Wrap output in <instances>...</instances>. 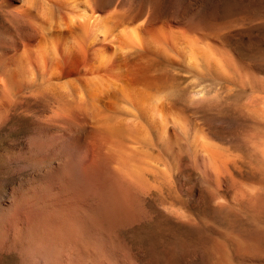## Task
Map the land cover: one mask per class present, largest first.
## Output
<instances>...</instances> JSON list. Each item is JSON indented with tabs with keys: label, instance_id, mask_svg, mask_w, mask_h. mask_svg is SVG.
I'll list each match as a JSON object with an SVG mask.
<instances>
[{
	"label": "rangeland",
	"instance_id": "1",
	"mask_svg": "<svg viewBox=\"0 0 264 264\" xmlns=\"http://www.w3.org/2000/svg\"><path fill=\"white\" fill-rule=\"evenodd\" d=\"M67 2L0 0V60L21 53L22 45L30 59L18 75L0 64V105H16L0 111V264H264V0H75L79 8L101 5V17L111 12L112 32L118 19L130 21L143 46L106 56L87 44L65 65L60 34L68 31ZM149 26L152 37L142 31ZM66 43L75 40L69 36ZM181 44L209 59L199 54L189 63ZM139 56L163 83L136 82V73L119 64ZM211 58L220 70L212 69ZM52 60L58 71L50 69ZM149 99H158L162 112L156 107L155 119L162 125L150 133L153 172L131 194V207L113 217L99 208L76 209L82 217L75 209L52 211L44 222L27 210L19 221L43 170L36 158L57 134L45 119L47 105H144Z\"/></svg>",
	"mask_w": 264,
	"mask_h": 264
},
{
	"label": "bare ground",
	"instance_id": "2",
	"mask_svg": "<svg viewBox=\"0 0 264 264\" xmlns=\"http://www.w3.org/2000/svg\"><path fill=\"white\" fill-rule=\"evenodd\" d=\"M53 1H56V0H53ZM63 1L67 2L68 0H63ZM49 2H50V0H48V3H46V4L47 5L50 4ZM67 3H68V7L70 8V11H69V14H68L65 22H64V27H66L65 29L68 31H66V32L63 31L60 34L61 35L60 39L63 41L60 45V50H61L60 55L62 54V57L65 59V61H63V62H65V65L74 61L75 57H76L75 54L77 52H79L81 49H83L85 46H87V44H92L95 47V49L93 51L95 53H98V54H99V52L106 54L105 52H108V51H114L115 53H117L119 51V53H120L124 50H127V51L132 50V49L136 50V48L140 47V45L143 46V44H140L141 41L139 39V33H138L139 28L137 29L135 25H134L135 27L133 25H132L133 27H131V25L129 26L128 23L130 21L126 22V20H125L124 23H121V20H120L121 18L118 20L116 19L117 21L114 22V25H113L114 28L112 27V29L114 31L112 32V30L110 31L107 28V19L109 17V15H107V14L111 13V12H108V13L104 12V14H103L104 17L97 15V12L103 11V7L101 5L100 6L97 5V6H94V8L91 7L90 9H88V7L86 8L85 6H83L85 3L83 5H80L83 8L82 7L79 8V6L76 4L75 0H70V2H67ZM42 4L43 3H40V5H42ZM57 4H59V2ZM86 4H87V1H86ZM90 4H89V7H90ZM96 4H97V2H96ZM47 5H46V7H47ZM61 7H63V10L65 11L66 8L64 6H61ZM69 8H67V9L69 10ZM61 9L62 8H60V10ZM20 11H22V10L20 9ZM22 12H20V13H22ZM27 13H28V11H27ZM67 13H68V11H67ZM23 14H26V12L25 13L23 12ZM114 16H115V14H114ZM59 19H62V18L59 17ZM63 19H65V17H63ZM63 19H62V21H63ZM137 19L138 18L136 17V21H137ZM112 20H111V23H113ZM130 20L133 21L132 18ZM50 22H52V21H50ZM53 22H57V21L53 20ZM125 23H127L128 27H131V28H128V29L120 28L121 30H119V27ZM141 23H143V22H141ZM48 26L49 25H47V27H45V28H48ZM50 27H51V25H50ZM59 30H61V27ZM198 30H199V28H198ZM115 31L118 32L119 37H118V35L116 37V34H114ZM142 31L146 34V36L149 35V37L150 36L152 37L155 35V31H153L151 26L146 27L145 30H142ZM69 36L73 37L75 40V43L73 44V46H69L66 43V39L69 38ZM56 38H57V36H56ZM144 39H145V37H144ZM53 42H55V41H53ZM105 42H108V44H104ZM172 43H173V41H172ZM54 44H56V43H54ZM46 47H47V45H46ZM180 47H181V50H183L186 53V55H187L186 57L188 58L189 63L193 62L191 60L195 59V57H198V55L200 53H202V52H199V50H198L199 54L193 55V53L191 52L193 50H190V45H188V44H185V45L181 44ZM192 49H193V47H192ZM194 51L196 52L195 48H194ZM42 52H43V50H42ZM88 52H89V50H88ZM24 53H25V46H23V45H22L21 53H17V51L13 52L12 55H9L8 52L5 53L4 56L2 57V59L0 60L1 66L6 70H8L12 67L14 69V72L17 75L22 74L24 72V70L30 65V59H28L26 56H24ZM95 53H93V54H95ZM131 53H133V51ZM93 54H91V55L93 56ZM126 54H127V52H126ZM200 55H202V54H200ZM55 56L56 55H54V57ZM106 56H108V55L106 54ZM204 56L208 57V59H209V55H204ZM114 57H116V56H114ZM125 57L120 58V60L118 59L119 64L122 66H125V67H129L132 71H134L136 73V78H135L136 82L143 83V84L150 86V87H155L158 84H161L164 82V80L162 78L152 76L151 66L150 65H144L140 56L135 57L133 59H128ZM203 57H201V58H203ZM196 60H194V61H196ZM35 61H34L35 66L40 64V63L39 64L35 63ZM53 61L54 60H52L50 62V69L53 68V69H56L58 71L59 67H57L53 63ZM206 61L208 63V60H206ZM196 62H194V63L198 64ZM209 62L212 64V69H217L218 65H216L217 63L215 61L213 62L212 58L209 60ZM185 63H187V62H185ZM192 66H194V64H192ZM192 66H189V67H192ZM36 68H38V67H36ZM218 68H219V66H218ZM28 69H30V68H28ZM194 69H197V68L194 67ZM220 69L221 68H219L217 70H220ZM29 71H31V70H29ZM93 71H95V70H93ZM90 73H93V72L90 71ZM50 78H48V80ZM8 80H6V81H8ZM2 82H4V81H2ZM51 82H52V80H51ZM101 82L99 81V83H101ZM94 84H96V82L95 83L91 82V84L89 82V85H91L92 88H93ZM97 84H98V82H97ZM15 85H17V84H15ZM52 85H54V84H52ZM71 85H73V84L71 83ZM32 89L33 88H31V90ZM46 89L50 90V88L49 89L46 88ZM29 91H30V89H29ZM34 91H35V89H34ZM100 91H102V90H100ZM197 93L198 92H196V94ZM55 94L57 96L59 95L57 93H55ZM55 94L54 95L52 94L54 96V98H55ZM3 97H5V96H3ZM56 99L57 98H55V100ZM93 100L95 101L96 99L94 98ZM157 100H155V101H154V99H153V101L150 100V102H148L146 104L144 103V105H79V104L74 105V102H72L73 104L69 105L68 103L71 102L69 100H66V102L68 101V103H67L68 105H63V104L62 105H47V110H46V113L44 115L45 119H47L48 122L51 121V122H54L55 125H57V134L52 139V141L49 145L50 148L47 150V153L44 155H40V157L36 158V162L39 163L40 165H42L43 170H42V172H40V174H38L36 177H34L32 183L30 185L29 194H28L29 198L24 203L23 207L21 208L23 211H22V213H20V216L18 217L19 221L20 222L23 221L24 217L22 215H24L27 212V210H33V217L38 222L48 221L47 219H48V217L52 211H61V213H63L62 211H69V210L75 209L74 210V212H75L76 209L79 211V209H82V208L87 209V210L91 209V208L103 209L106 212V214L110 217H113L116 214L120 215L121 212H119V211L123 210L126 207V205L129 203L131 194L132 193L134 194V192L136 194V192H138L141 189V186L143 185L144 180H145L144 182L148 183V181L146 180L147 176L145 175V172L147 170L151 171L149 169H151L152 167L148 169V167H149L148 159L151 158V154H150L151 149L147 150V146L149 145L151 147V145L153 144V143L148 144V141L150 143V133L152 134V132H154V130H156V128H158L160 126V124L162 125V123L159 124V121H157L155 119L156 107H157L158 111L162 112L161 109L160 110L158 109V106H159L158 104H160V103H158ZM94 101H92V102H94ZM146 101H147V99H146ZM4 102H5V100H4ZM153 103H156V104L153 105ZM15 106L16 105H0V111L11 110ZM156 114H157V112H156ZM176 135H174V141L177 140ZM195 135L197 136V134H195ZM177 136H179V135H177ZM180 138H181V136H180ZM173 147H174V145H173ZM180 148H181V145H180ZM195 148H197V147H195ZM173 150H175V149H173ZM178 150H179V148H178ZM181 151L182 150H180V152H178V153H182ZM209 151H210V149H209ZM149 161H151V160H149ZM148 171H147V173H148ZM151 172H153V171H151ZM147 183H145V185H147ZM143 187H144V185H143ZM143 187H142V189H143ZM145 187H147V186H145ZM135 194L132 195V197H134ZM132 203H133V201L130 202V204H132ZM20 204H22V203H20ZM129 205H127V206L131 207ZM33 208H35V209H33ZM125 212H126V210H125ZM81 213H82V211H81ZM81 213L77 214L75 212V214L80 215V217H82ZM90 213H93L92 210L90 211ZM94 213H96V212H94ZM90 215L91 214H89V216ZM95 215H97V214H95ZM100 215L104 216L102 213ZM124 215H128V214H124ZM121 216L123 217V214ZM67 217L68 216H66L64 218H67ZM122 217L119 216V217H116L115 219H117V222H118V218L120 220ZM84 220H82V221H84ZM25 221H27V220H25ZM92 221H94V220H92ZM101 221H102V217H101ZM122 222H124V221H122ZM85 223H86V221H85ZM91 225H93V224H91ZM11 226H13V224ZM47 226H49V225H47ZM99 227H100V225H99ZM95 229L96 228H94V230ZM103 229H102V231H104ZM100 230H99V232H100ZM51 232L52 231H50V233ZM88 232H89V230H88ZM65 233L67 234V232H65ZM65 233H63V234H65ZM53 234H54V232H53ZM58 235H60V232L58 233ZM25 238H26V236H25ZM262 239H264V238H262ZM34 241H36V240H34ZM90 241H89V243H90ZM49 243H51V242H49ZM85 245H86V243H85ZM70 246L72 248V244ZM72 249H74V248H72ZM60 251H62V250H60ZM37 255H38V253H37Z\"/></svg>",
	"mask_w": 264,
	"mask_h": 264
}]
</instances>
